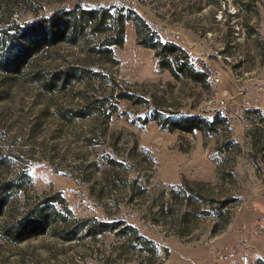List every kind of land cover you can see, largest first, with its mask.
Returning <instances> with one entry per match:
<instances>
[{
  "label": "rangeland",
  "instance_id": "rangeland-1",
  "mask_svg": "<svg viewBox=\"0 0 264 264\" xmlns=\"http://www.w3.org/2000/svg\"><path fill=\"white\" fill-rule=\"evenodd\" d=\"M155 39L220 73L228 107ZM263 71L264 0H0V264H264V117L230 114ZM189 117L200 130L170 131ZM35 210L46 232L5 240ZM100 222L137 234L89 235Z\"/></svg>",
  "mask_w": 264,
  "mask_h": 264
},
{
  "label": "trees",
  "instance_id": "trees-1",
  "mask_svg": "<svg viewBox=\"0 0 264 264\" xmlns=\"http://www.w3.org/2000/svg\"><path fill=\"white\" fill-rule=\"evenodd\" d=\"M86 16L92 18L94 12L89 11L85 12ZM99 25V24H98ZM96 25V27L98 26ZM118 32H117V38L113 41L114 45H121L122 43V36L124 34V26L122 24V21H120L118 25ZM143 27V26H142ZM138 35L141 36L142 28L138 25ZM156 41L153 42V40H150L149 42L142 40L141 44L146 45L148 48L154 50L156 56L161 61V67L163 69L169 70L172 74V77L175 80H178L181 76H184L191 80L194 83H202L204 80L207 79V75L203 72H196L191 66H187V68L184 66V63L179 62L180 55H183L185 58L184 52L175 44L172 43H162L158 39H155ZM42 42V40L39 39H28L27 44L25 45V49L23 50L25 53L27 52H33L35 51V48L39 46V43ZM23 51L18 52L15 59L13 60L12 64L10 66H7V71L12 72L17 71L21 65L24 59ZM23 56V57H22ZM22 57V58H21ZM186 65V64H185ZM121 99H127V100H133L127 95L121 94ZM138 104L142 103V101L137 100ZM199 122H201L200 118L198 117H189L185 118L184 120L180 122H172V124L169 126L170 131H182L186 133H191L194 130H200L199 128ZM6 166L5 161L0 160V168ZM12 183H6L0 187V218L3 216V209L6 204L7 200V194L9 191L12 190ZM48 214H46V210H42L37 212L36 210L33 212H30L27 217L25 216L22 218L17 225H11L4 229V236L5 240L12 241L16 244L25 242L27 240L33 239L35 237H38L46 232V229L48 228ZM88 221L81 222L79 226L76 229H83L85 224H88ZM120 225V223H113V224H107V223H98L93 228H90L88 234L96 237L100 234L109 232V233H115L117 237H123L124 235H127L128 232L137 234L136 230L131 227H125L122 232H117V227ZM76 233V232H75ZM63 240L65 241H72L75 239V234L73 231L70 234H65V236H62Z\"/></svg>",
  "mask_w": 264,
  "mask_h": 264
},
{
  "label": "built area",
  "instance_id": "built-area-1",
  "mask_svg": "<svg viewBox=\"0 0 264 264\" xmlns=\"http://www.w3.org/2000/svg\"><path fill=\"white\" fill-rule=\"evenodd\" d=\"M209 78V85L214 94L219 98L218 108L223 110L228 107L229 95L221 88L222 78L217 71H205ZM241 95L244 94L242 91ZM230 114L234 118H240L243 115H257L264 117V71L259 80H256L252 92L244 95L243 99L237 106L230 110Z\"/></svg>",
  "mask_w": 264,
  "mask_h": 264
}]
</instances>
